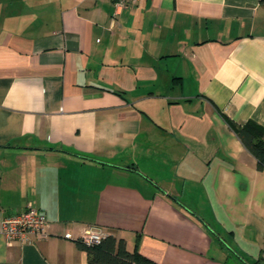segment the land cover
<instances>
[{"label":"crops","instance_id":"0c3cea01","mask_svg":"<svg viewBox=\"0 0 264 264\" xmlns=\"http://www.w3.org/2000/svg\"><path fill=\"white\" fill-rule=\"evenodd\" d=\"M0 0V264H88V229L158 264H264L261 0ZM30 204L47 237L8 245ZM72 238H68L67 235Z\"/></svg>","mask_w":264,"mask_h":264},{"label":"trees","instance_id":"16d2710c","mask_svg":"<svg viewBox=\"0 0 264 264\" xmlns=\"http://www.w3.org/2000/svg\"><path fill=\"white\" fill-rule=\"evenodd\" d=\"M261 3L263 4L264 0H261ZM225 120L245 148L255 156L258 169L264 170V127L254 121H248L241 126L227 117ZM77 243L87 252L88 264H158L137 250L129 251L125 239L114 235L105 236L99 244L93 246L82 238Z\"/></svg>","mask_w":264,"mask_h":264},{"label":"built area","instance_id":"2783aa9c","mask_svg":"<svg viewBox=\"0 0 264 264\" xmlns=\"http://www.w3.org/2000/svg\"><path fill=\"white\" fill-rule=\"evenodd\" d=\"M141 0H114L118 15L120 10L138 4ZM48 219L46 213L30 204L24 211L15 215H7L2 221L3 235L8 245L15 242L31 244L32 237L45 239L47 237ZM106 235H102L92 229H88L81 238L89 245L99 244ZM67 237L72 238L69 234ZM80 238V239H81Z\"/></svg>","mask_w":264,"mask_h":264}]
</instances>
